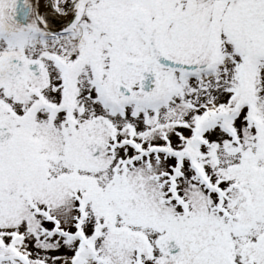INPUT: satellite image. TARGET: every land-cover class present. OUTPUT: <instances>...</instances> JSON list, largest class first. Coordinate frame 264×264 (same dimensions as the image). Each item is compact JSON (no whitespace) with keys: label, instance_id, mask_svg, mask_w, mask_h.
I'll return each mask as SVG.
<instances>
[{"label":"snow or ice","instance_id":"6c2138e0","mask_svg":"<svg viewBox=\"0 0 264 264\" xmlns=\"http://www.w3.org/2000/svg\"><path fill=\"white\" fill-rule=\"evenodd\" d=\"M0 264H264V0H0Z\"/></svg>","mask_w":264,"mask_h":264}]
</instances>
